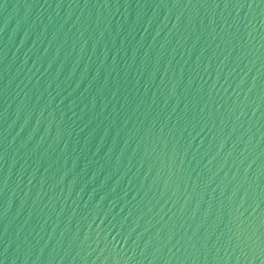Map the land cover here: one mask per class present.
I'll use <instances>...</instances> for the list:
<instances>
[{
	"label": "water",
	"instance_id": "95a60500",
	"mask_svg": "<svg viewBox=\"0 0 264 264\" xmlns=\"http://www.w3.org/2000/svg\"><path fill=\"white\" fill-rule=\"evenodd\" d=\"M0 264H264V0H0Z\"/></svg>",
	"mask_w": 264,
	"mask_h": 264
}]
</instances>
